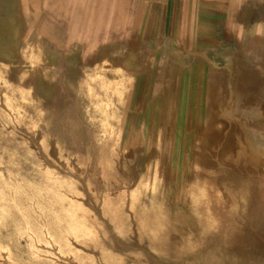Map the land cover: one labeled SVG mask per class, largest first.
<instances>
[{
    "label": "rangeland",
    "instance_id": "1",
    "mask_svg": "<svg viewBox=\"0 0 264 264\" xmlns=\"http://www.w3.org/2000/svg\"><path fill=\"white\" fill-rule=\"evenodd\" d=\"M121 2L0 0V264H264V52L140 58Z\"/></svg>",
    "mask_w": 264,
    "mask_h": 264
},
{
    "label": "crops",
    "instance_id": "2",
    "mask_svg": "<svg viewBox=\"0 0 264 264\" xmlns=\"http://www.w3.org/2000/svg\"><path fill=\"white\" fill-rule=\"evenodd\" d=\"M121 1L120 9L131 16L126 27L135 34L131 42L140 58L154 59L156 51L163 49L168 58L194 62L214 54L218 57L231 43L255 65L264 52V0ZM130 49L129 45L118 47L115 55L124 58ZM196 65L203 75L204 62L190 65L189 73Z\"/></svg>",
    "mask_w": 264,
    "mask_h": 264
},
{
    "label": "bare ground",
    "instance_id": "3",
    "mask_svg": "<svg viewBox=\"0 0 264 264\" xmlns=\"http://www.w3.org/2000/svg\"><path fill=\"white\" fill-rule=\"evenodd\" d=\"M257 105V107H258V104H256ZM249 110V109H248ZM240 116V115H239ZM238 118V117H237ZM240 119V118H239ZM249 119V118H248ZM250 120V119H249ZM251 121V120H250ZM241 122H243V121H241ZM248 122V121H247ZM247 124V123H246ZM264 124V123H263ZM255 125V124H254ZM261 125V124H260ZM264 126V125H263ZM263 128V127H262Z\"/></svg>",
    "mask_w": 264,
    "mask_h": 264
}]
</instances>
